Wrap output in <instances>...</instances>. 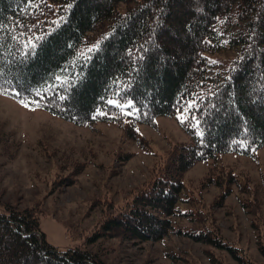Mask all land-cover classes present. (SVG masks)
I'll use <instances>...</instances> for the list:
<instances>
[{"label":"trees","instance_id":"trees-1","mask_svg":"<svg viewBox=\"0 0 264 264\" xmlns=\"http://www.w3.org/2000/svg\"><path fill=\"white\" fill-rule=\"evenodd\" d=\"M188 31L189 42L175 45ZM178 50L188 57L179 60ZM228 50L237 52L230 66L209 62ZM0 73L9 82L0 94L73 124L132 128L171 116L193 139L191 149L168 154L129 210L102 224L90 244L113 232L161 239L169 219L151 212L178 214L180 176L196 161L264 148V116L255 112L264 106V0H0ZM33 208L0 201V264H103L80 248L57 252ZM207 235L194 238L245 264L236 248Z\"/></svg>","mask_w":264,"mask_h":264},{"label":"rangeland","instance_id":"rangeland-1","mask_svg":"<svg viewBox=\"0 0 264 264\" xmlns=\"http://www.w3.org/2000/svg\"><path fill=\"white\" fill-rule=\"evenodd\" d=\"M192 35L179 32L174 44L188 43ZM160 39L171 44L168 35ZM236 54L222 51L208 59L228 67ZM178 56L188 57L179 50ZM252 65L257 70L258 59ZM3 76L0 83L7 85ZM252 94L242 99L250 104ZM255 112L264 116V106ZM193 144L175 117L132 128L108 122L79 126L1 93L0 201L35 207L40 231L57 252L80 248L103 264H239L194 238L204 234L236 248L245 264H264V148L251 157L224 151L196 161L180 176L178 214L166 218L151 212L169 219L171 229L161 239L140 241L113 232L88 243L102 224L129 210L172 150L184 152Z\"/></svg>","mask_w":264,"mask_h":264},{"label":"snow or ice","instance_id":"snow-or-ice-1","mask_svg":"<svg viewBox=\"0 0 264 264\" xmlns=\"http://www.w3.org/2000/svg\"><path fill=\"white\" fill-rule=\"evenodd\" d=\"M17 95H19V93H17ZM60 98H61V99H64L63 96H61ZM21 103H22V105H23L24 107H28V106H29L28 102H26V101H21Z\"/></svg>","mask_w":264,"mask_h":264}]
</instances>
